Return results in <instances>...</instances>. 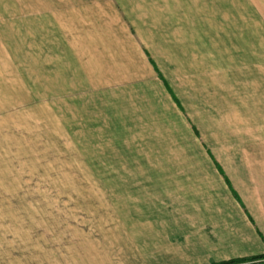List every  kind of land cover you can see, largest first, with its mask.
I'll list each match as a JSON object with an SVG mask.
<instances>
[{
    "label": "crops",
    "instance_id": "obj_1",
    "mask_svg": "<svg viewBox=\"0 0 264 264\" xmlns=\"http://www.w3.org/2000/svg\"><path fill=\"white\" fill-rule=\"evenodd\" d=\"M78 3L63 16L82 76L106 75V89L143 86L140 105L146 116H154L155 121L141 115L134 122L117 113L115 138L130 133L123 121L131 131L141 122L165 125L157 133L149 127V136L133 133L145 145L135 144V152L122 142L128 162L117 153L112 165H85L87 172H113L110 178L0 180V264H264V132L257 131V146L250 149L230 147L228 134L222 138L226 147L213 144L197 122L224 125L217 92L229 87L218 89L212 77L208 83L196 79L193 96L187 97L197 111H189L147 49L141 51L143 64L152 74L139 77L138 61L129 62L132 43L150 42L139 38L136 28L152 27L151 14L138 16L130 9V19H123L108 0ZM164 4L163 12L181 13L177 23L169 17V27H234L229 0ZM147 79H155L157 95ZM149 140H158L156 146Z\"/></svg>",
    "mask_w": 264,
    "mask_h": 264
},
{
    "label": "rangeland",
    "instance_id": "obj_2",
    "mask_svg": "<svg viewBox=\"0 0 264 264\" xmlns=\"http://www.w3.org/2000/svg\"><path fill=\"white\" fill-rule=\"evenodd\" d=\"M78 2L81 0H0V180L110 178L113 172H87L85 165H112L119 160L116 154H121L122 142L128 149L135 144L145 146L134 135L149 136V127L154 126L151 133H157L165 125L141 122L132 125L131 131V125L123 121V130L130 133L125 139L115 138L120 135L113 129L117 113L125 112L134 122L141 115L146 122L154 116H146L140 105L141 95L146 94L141 92L143 86L119 89L111 84L106 89V75L89 80L82 76L76 61L81 57L70 50L72 40L67 38L63 16ZM108 2L123 19H130V9L138 16H152V27L136 28L139 38L150 42L132 43L128 54L130 63H139V77L151 73L148 64H143L141 51L145 48L192 108L189 111H197L188 102L193 96L190 87L196 79L208 83L212 77L218 89L229 87L217 92L223 100L216 102L224 125L197 122L202 136L218 147H226L222 140L226 134L230 147L257 146V131L264 132V0H229V25L234 26L229 28L166 26L169 17L177 23L181 13L163 12L164 0ZM201 39L208 42H194ZM121 63L129 65L122 59ZM98 79L103 81L97 83ZM146 83L157 84L155 79ZM224 126L228 131H223ZM157 141L148 142L156 146ZM121 156L122 162H128Z\"/></svg>",
    "mask_w": 264,
    "mask_h": 264
}]
</instances>
